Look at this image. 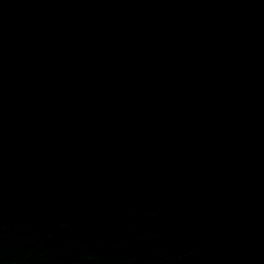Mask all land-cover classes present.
I'll return each mask as SVG.
<instances>
[{
    "label": "water",
    "instance_id": "95a60500",
    "mask_svg": "<svg viewBox=\"0 0 264 264\" xmlns=\"http://www.w3.org/2000/svg\"><path fill=\"white\" fill-rule=\"evenodd\" d=\"M0 264H264V0H0Z\"/></svg>",
    "mask_w": 264,
    "mask_h": 264
}]
</instances>
